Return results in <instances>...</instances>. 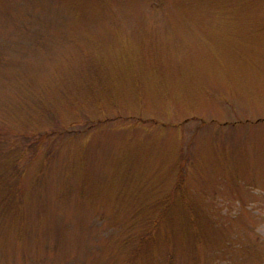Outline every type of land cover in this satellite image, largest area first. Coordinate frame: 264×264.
I'll use <instances>...</instances> for the list:
<instances>
[{
  "label": "rangeland",
  "instance_id": "rangeland-1",
  "mask_svg": "<svg viewBox=\"0 0 264 264\" xmlns=\"http://www.w3.org/2000/svg\"><path fill=\"white\" fill-rule=\"evenodd\" d=\"M0 264H264V0H0Z\"/></svg>",
  "mask_w": 264,
  "mask_h": 264
}]
</instances>
